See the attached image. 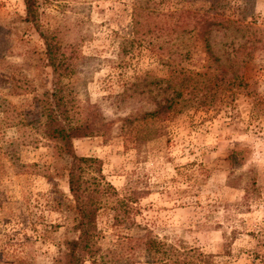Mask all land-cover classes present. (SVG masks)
<instances>
[{
	"label": "rangeland",
	"instance_id": "rangeland-1",
	"mask_svg": "<svg viewBox=\"0 0 264 264\" xmlns=\"http://www.w3.org/2000/svg\"><path fill=\"white\" fill-rule=\"evenodd\" d=\"M134 1L40 5L42 27L74 57L64 80L73 103L95 105L112 122L107 136L72 142L77 156L100 161L103 182L116 194L103 202L127 205L118 227L110 225L105 207L99 211L100 253L106 260L118 241L147 231L168 244L197 248L217 264H264V52L247 65L248 93L221 94L207 109H188L164 124L162 136L136 149L125 145L119 119L152 106L141 97L115 98L138 76L165 78L162 62L167 52L177 58L176 49L183 53L189 46L191 59L183 67L203 71L198 43L181 31L187 21L172 34L173 21L163 15L214 3L230 19L264 28V0H137L150 16L132 36ZM23 18L21 0H0V106L16 108L15 122L37 111L34 101L50 80L41 41ZM227 33L211 36L217 48L229 40ZM13 117L0 114V264H55L64 242L76 236L67 160L53 156L31 128L12 126ZM121 259L118 264H150L138 248Z\"/></svg>",
	"mask_w": 264,
	"mask_h": 264
},
{
	"label": "trees",
	"instance_id": "trees-1",
	"mask_svg": "<svg viewBox=\"0 0 264 264\" xmlns=\"http://www.w3.org/2000/svg\"><path fill=\"white\" fill-rule=\"evenodd\" d=\"M49 0H21L23 21L29 24L41 41L44 66L49 70V89L35 99L37 111L31 118H21L13 107L7 110L0 106V114L13 113L12 126H26L40 139L50 145L53 156L65 158L67 192L73 202L76 215L73 226L76 236L64 242V252L55 264H84L86 260L98 264H118L122 256L139 249L141 256L150 264H217L211 255L203 254L197 248H183L168 244L153 237L149 232L139 238H125L118 241L106 260L100 253L97 242V217L105 207L110 225L121 226L127 212L125 202H103L106 197H116L113 188L103 182L100 161L92 157L77 156L72 147L73 140L107 136L112 122L104 121L95 105L77 106L73 103L65 79L72 74L73 59L66 47L60 46L56 35L45 30L40 22L41 2ZM214 3L204 10L187 8L175 9L163 15L171 18L172 34L177 33L178 23L186 20L187 32L193 42H197L205 57L206 65L202 72L186 70L183 63L191 59V48L183 53L175 51L177 58L167 52L162 62L166 77L156 78L147 74L138 76L115 98L141 97L152 108L119 119V132L126 144L135 149L146 142L163 135L165 123L188 109H207L221 101V94L234 96L248 93L246 77L247 65L256 52H264V28L251 22H239L221 14ZM150 13L135 0L131 12V34H140L143 18ZM157 26V25H156ZM158 28V27H157ZM159 30L161 27L158 28ZM180 32V30H179ZM228 34V41L217 48L211 36L216 33ZM34 141H36L34 139ZM108 260V261H107Z\"/></svg>",
	"mask_w": 264,
	"mask_h": 264
}]
</instances>
